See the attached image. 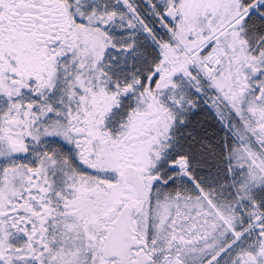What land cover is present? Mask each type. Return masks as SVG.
Returning a JSON list of instances; mask_svg holds the SVG:
<instances>
[{
    "label": "snow or ice",
    "instance_id": "1",
    "mask_svg": "<svg viewBox=\"0 0 264 264\" xmlns=\"http://www.w3.org/2000/svg\"><path fill=\"white\" fill-rule=\"evenodd\" d=\"M0 264H264V0H0Z\"/></svg>",
    "mask_w": 264,
    "mask_h": 264
}]
</instances>
